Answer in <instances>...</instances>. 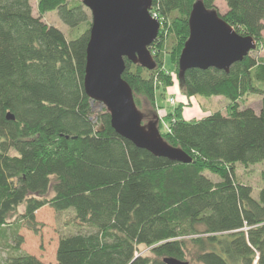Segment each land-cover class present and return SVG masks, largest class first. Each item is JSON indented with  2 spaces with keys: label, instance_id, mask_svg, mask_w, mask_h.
Returning <instances> with one entry per match:
<instances>
[{
  "label": "trees",
  "instance_id": "trees-1",
  "mask_svg": "<svg viewBox=\"0 0 264 264\" xmlns=\"http://www.w3.org/2000/svg\"><path fill=\"white\" fill-rule=\"evenodd\" d=\"M194 1L152 0L149 12L166 27L149 48L155 67L124 58L122 72L137 107L141 97L154 107V86L172 85L166 56L178 76ZM201 1L253 37V50L264 41V0H223V13L215 0ZM52 10L71 35L43 21ZM88 11L81 0H36L32 15L29 0H0V229L13 241L3 264H165V256L264 264V187L253 195L235 175L237 163L264 162V58L250 50L227 72L190 68L178 77L188 98L228 102L224 113L201 117L184 118L179 103L168 111L160 133L191 157L172 161L116 133L104 106L93 111L83 88ZM249 93L260 95L257 111L240 106ZM44 206L72 211L52 261L19 251L18 230L36 232Z\"/></svg>",
  "mask_w": 264,
  "mask_h": 264
},
{
  "label": "water",
  "instance_id": "water-1",
  "mask_svg": "<svg viewBox=\"0 0 264 264\" xmlns=\"http://www.w3.org/2000/svg\"><path fill=\"white\" fill-rule=\"evenodd\" d=\"M90 13L85 49L83 88L104 106L116 133L153 155L189 162L191 157L167 143L158 119L143 123L132 89L122 78L124 58L147 69L155 67L150 46L159 32L160 21L149 10L152 0H81ZM188 36L177 59L178 77L190 68L228 71L256 47L250 35L238 33L216 9L195 0L188 14ZM7 118L12 115L6 114ZM165 264H189L175 257H163Z\"/></svg>",
  "mask_w": 264,
  "mask_h": 264
},
{
  "label": "rangeland",
  "instance_id": "rangeland-1",
  "mask_svg": "<svg viewBox=\"0 0 264 264\" xmlns=\"http://www.w3.org/2000/svg\"><path fill=\"white\" fill-rule=\"evenodd\" d=\"M31 7V14L36 15V0H29ZM215 4L220 13L226 9L223 0H215ZM43 21L51 24L62 30L67 36L71 35L72 31L66 26L57 16L56 11H48L42 16ZM88 19L90 20V13L88 11ZM160 21V20H159ZM165 23L160 21L159 32L165 34ZM76 33H74L75 35ZM73 35V36H74ZM264 37V30H262ZM157 45L153 47V51L157 49ZM256 57L264 58V41L257 42V49L252 50ZM165 66L168 67L173 79L172 85L162 87L157 84L153 88L155 96L154 107H152L147 100L140 98L138 109L143 114V123L154 119H158L159 131L168 128L167 113L174 109L178 103L182 106V115L184 118L201 117L211 113L214 110H220L222 113L226 111L227 98L221 95L204 97L200 95L185 96L179 84V79L174 69L173 64L169 62L168 57H165ZM172 99V100H171ZM240 106H250L254 110H258L260 106V95L256 93H249L241 98ZM93 111L96 113L100 109L99 103H94L92 106ZM93 120L95 115L92 116ZM264 162H259L251 165L244 166L240 163L236 164L235 175L236 178L251 186L252 194L256 195L257 191L264 187V179L261 178L260 170ZM209 177L213 180L217 179L214 174L208 173ZM23 208L19 207V211ZM72 211H55L49 206H44L37 210L36 221L39 224V229L34 232L25 226H21L18 233L22 236V242L19 246V251L34 254L41 257L45 261H52L58 236L67 231L68 228H73L72 224ZM13 244L10 230L5 227L0 229V264H3L5 257L13 252L11 245ZM141 252L148 254V249L140 246Z\"/></svg>",
  "mask_w": 264,
  "mask_h": 264
},
{
  "label": "built area",
  "instance_id": "built-area-1",
  "mask_svg": "<svg viewBox=\"0 0 264 264\" xmlns=\"http://www.w3.org/2000/svg\"><path fill=\"white\" fill-rule=\"evenodd\" d=\"M150 11V10H149ZM153 17L157 18L155 13H150ZM158 19V18H157ZM159 20V19H158ZM172 100V99H171Z\"/></svg>",
  "mask_w": 264,
  "mask_h": 264
},
{
  "label": "crops",
  "instance_id": "crops-1",
  "mask_svg": "<svg viewBox=\"0 0 264 264\" xmlns=\"http://www.w3.org/2000/svg\"><path fill=\"white\" fill-rule=\"evenodd\" d=\"M183 109V108H182Z\"/></svg>",
  "mask_w": 264,
  "mask_h": 264
}]
</instances>
